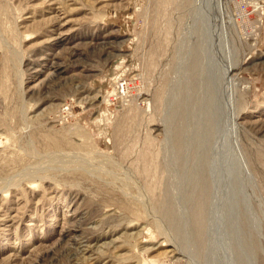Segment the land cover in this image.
<instances>
[{
	"label": "rangeland",
	"instance_id": "rangeland-1",
	"mask_svg": "<svg viewBox=\"0 0 264 264\" xmlns=\"http://www.w3.org/2000/svg\"><path fill=\"white\" fill-rule=\"evenodd\" d=\"M191 3L0 0V264H214L198 131L219 19L246 87L233 165L264 218V0Z\"/></svg>",
	"mask_w": 264,
	"mask_h": 264
},
{
	"label": "bare ground",
	"instance_id": "bare-ground-1",
	"mask_svg": "<svg viewBox=\"0 0 264 264\" xmlns=\"http://www.w3.org/2000/svg\"><path fill=\"white\" fill-rule=\"evenodd\" d=\"M191 2L193 10L199 9L201 11L207 6V11L211 14L213 12L212 7L214 5L221 6L224 0H191ZM240 10L244 11L243 8L236 6V13ZM244 15L246 14L239 13L237 17L244 18ZM221 17L226 19L224 16ZM233 21L231 18L230 29ZM220 22L221 19H219V24ZM216 24L218 23L213 21L215 27ZM213 25L208 26L206 22V28L204 29L203 25L200 33L201 41L209 45V51L206 65H202L207 72L203 77L207 83L203 79L200 83V89L205 93L208 92V94L206 97L204 95L200 104V110H203V114H200V123H198L201 125L203 122L204 128L200 132L198 131V143L200 147L203 146V143L206 145L207 134L210 135L209 138L214 135L215 139L212 149L214 154L210 153L208 169L207 166L205 167L208 170L207 183L212 194V199H208L213 203H209L212 208L209 207L211 210L207 214L209 219L206 217L208 220L204 234L207 239L214 240L206 248V254L210 261H214V264H264V218L261 213L259 214V207L255 205V198L249 190L251 188L249 182L247 186L241 171L234 167L235 164L233 165V158L237 153L236 139L238 135H235L239 130V125L237 126L238 113L234 111V104L237 105L235 103L238 101L237 93L244 91L246 87H242L239 78L233 74V70L239 67L240 60L236 58L232 62L224 57L219 45L221 38L214 31L216 28ZM183 39H187L189 42L191 38L184 35ZM216 61L222 62V65L219 66V76H214L216 69L213 66L215 67ZM210 129H213L212 134ZM228 141L234 142V144L228 146ZM207 150L211 151L208 148Z\"/></svg>",
	"mask_w": 264,
	"mask_h": 264
}]
</instances>
